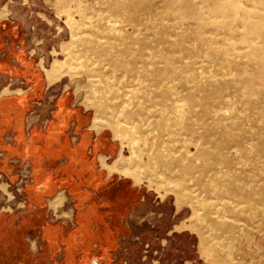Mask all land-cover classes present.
I'll use <instances>...</instances> for the list:
<instances>
[{
  "label": "rangeland",
  "instance_id": "obj_1",
  "mask_svg": "<svg viewBox=\"0 0 264 264\" xmlns=\"http://www.w3.org/2000/svg\"><path fill=\"white\" fill-rule=\"evenodd\" d=\"M130 1L117 0L121 4ZM161 2H172L177 16L189 18L188 24H177L179 36L173 40L187 38L177 49L160 42L162 31L152 26L162 20L144 8ZM109 3L0 0V23L12 21L23 26L28 56L43 71L54 64L71 70L72 76L60 80L74 102L89 110L98 122L115 125L117 135L102 129L119 148L107 163L118 156L131 158L129 143L137 139L145 148L146 160L149 156L153 161L165 158L172 167L150 166L153 186L150 188L146 179L138 185L144 196L132 224H137L138 231L156 229L154 238L143 247L144 263L140 264H264V129L259 127L263 123H258L257 114L264 108V88L255 83L254 70L247 69L252 62L248 54L264 48V42L256 38L243 46L232 38L229 44L236 55H231L226 45L214 40L211 25L228 20L212 12L210 0H135V5L117 18L109 15ZM220 4L225 11L230 7L227 1ZM236 5L240 10L237 20L264 26V0H237ZM100 19L120 21V41L112 45L114 38L103 37L107 33L100 27ZM201 19L207 23L200 24ZM141 22L151 24L150 29L139 27ZM234 26L237 34L247 32L245 27ZM97 40L100 46H114L115 54H96L92 47ZM214 51L229 56L220 59ZM162 52L176 62L175 71L167 77L160 74L169 67L168 61L159 57ZM148 63H154L148 71L152 77L138 73ZM186 65L191 77H185ZM22 84L21 80L7 81L0 89V98L22 93ZM224 109L229 116L222 114ZM251 139L254 141L247 143ZM256 148L260 150L252 151ZM167 151L174 154L166 158ZM203 151L212 158L213 166L194 173L186 171L185 162L200 167ZM136 164L131 159V166ZM161 180L164 183L159 184ZM2 183L6 184L0 186V212L28 211L25 180L14 186L2 178ZM176 193L182 199L181 208L176 204ZM64 216L70 218L71 213ZM134 242H140L139 237H134ZM135 248L139 253L140 248Z\"/></svg>",
  "mask_w": 264,
  "mask_h": 264
},
{
  "label": "crops",
  "instance_id": "obj_2",
  "mask_svg": "<svg viewBox=\"0 0 264 264\" xmlns=\"http://www.w3.org/2000/svg\"><path fill=\"white\" fill-rule=\"evenodd\" d=\"M25 42L23 26L0 23V89L11 80L24 85L0 98V186L2 178L14 186L25 180L29 204L26 212H0V264L144 263L156 229L132 224L142 188L101 165L118 145L92 128L94 116L61 80L47 81ZM60 192L65 200L55 213L50 201Z\"/></svg>",
  "mask_w": 264,
  "mask_h": 264
},
{
  "label": "bare ground",
  "instance_id": "obj_3",
  "mask_svg": "<svg viewBox=\"0 0 264 264\" xmlns=\"http://www.w3.org/2000/svg\"><path fill=\"white\" fill-rule=\"evenodd\" d=\"M107 1L110 2L109 5H108V13H109V15L111 17H116V18L119 17L120 15L121 16L124 15L123 14L124 10L130 8V6L135 5V3H134L135 0H131L129 4H121L120 2H117V0H107ZM149 1H151V0H149ZM219 1L221 2L222 0H210V9L212 10V12L227 18L228 22L226 24H223V25L222 24L218 25L216 23L211 25L212 26L211 29L214 30L213 32H215L214 33V40L218 41L220 43V45H226V50H228L231 53V55H236L233 52V50H231V46L229 44V41L232 38H234L235 40H238L239 43L242 44L243 46H249L250 42H251L250 40H255L256 38H260L264 42V26L260 27L258 25H255V23H253V22L245 23L244 20L240 21V20L236 19L235 15H238V12H240V10H238V7L236 5L237 0H223V1H227V2L230 3L229 9L226 10V11L223 9V7H222V5L220 4ZM172 6H173L172 2H168V5H165L163 2H161V5L159 3H156L155 5L152 4V3L149 4V5L146 4L144 6V8H145L146 11H148V14H150V13L154 14L155 13L156 16L159 17L162 20V22L159 25L157 24V26H152V27H157V28L161 29V31H162L161 32V36L162 37L160 39V42L163 43V44L172 46V47L177 49L180 46H182L184 44V42L187 40V38L184 39V37H182L180 39V41H174L173 40L172 37L179 36L178 35L179 34L178 29L179 28L177 27V24L181 23V22L188 24L189 18L188 17H184V16H177L176 14L178 13V11L175 10L174 8H172ZM244 18H247V16L244 17ZM199 23L203 25L204 23H207V22L205 20L203 21V19H201V20H199ZM140 24L141 25L140 26L138 25V26L139 27H143L144 29H150V27H151V24H148V23H142L141 22ZM234 24H236V26L240 25V27H245L247 32L243 33V34H237ZM99 25H100V27H102L104 29L105 33H107L103 37H110V38H114L115 39L112 42V45L115 44V41H117V40L120 41L121 40L120 36H121V33H122V31H121V27L122 26H121V23H120V21L118 19H116V20L108 19L106 21H102V19H100L99 20ZM221 25L224 27L223 30H221V28H220ZM202 34L203 33L198 34L197 38L200 39V35H202ZM117 38H119V39H117ZM96 43H97L96 46L92 47L93 51L96 54H98V55L99 54L111 55L112 53L115 54L114 51L112 50V49H115L114 46H112V47H110V46H107V47L106 46H100L99 45L100 42L98 40L96 41ZM263 46H264V43H263ZM122 51H129V54L131 53V51L128 48L127 49L123 48ZM207 54H208L207 58L209 59L210 58L209 52ZM134 55L135 54H132V53L130 54V56H133V57H134ZM214 55L217 58H220V59H223L224 57L228 58V56H229L228 53H222V52H219V51H214ZM248 55L250 57L252 56V62H251V64H249L250 67L247 68V69L254 70V73H255L254 74V76H255V80L254 81H255V83L259 84V85H262L263 88H264V76H263L264 75V71H263L264 70V48L261 47V48L252 49L250 51V54H248ZM248 55H246V56L243 55L242 57L245 58ZM111 57H113V56H111ZM159 57L162 58L163 60L168 61V64H169V67L167 69L163 70V71H160V74H162L164 77H167L168 75H172V73L175 71L174 66L176 64V62L171 61L172 56L167 54V53H163L162 52V53L159 54ZM112 59H114V57ZM247 60H249V59H245L244 61H247ZM145 66L146 67L144 68V70H141L138 73L142 74L144 76H147V77H152L151 76L152 73L150 74V72H148V71H149L150 68L151 69L153 68L154 63H148ZM185 71H186L185 72V77H191V74H190L191 69H190V67H188L186 65L185 66ZM44 73H45L47 81L50 84L59 81L60 79H62L65 76H72L74 74L71 70L63 69L61 66L56 65V64L52 65L50 68H46L44 70ZM154 73L156 74L157 71L154 72ZM151 101L152 100H150V102ZM178 107H180V106H178ZM227 112H228V109L227 110L224 109L222 114H227L228 115ZM257 114H258V121H259L258 123H260V122H261V124L263 123L262 124L263 126H259V127L261 129H264V108L262 109L261 112L259 111ZM150 127H152V124H151ZM92 128L96 129L97 131H101L103 128H108V129H110V130H112L114 132V135H115V133L117 135V132H118L117 128L115 127V125H113L111 123L105 124L103 122H98L96 119H94V123H93ZM148 128H149V126H148ZM135 129L133 128L132 130H135ZM151 132H155V131H151ZM130 133H132V131ZM133 133H134V131H133ZM150 134H148V135H150ZM152 136H153V133H152ZM262 140H264V139H261V141ZM139 141L140 140H137V139H131V141L129 143V146L132 149V154H131L132 157L131 158L123 159L121 156H118L112 163H107V161H106L107 158L102 156L100 158L101 165L104 168H106V170L109 173H113V172H118L119 171V172H121V173H123L125 175H128V176L132 177L134 179V183L137 184V185H140L142 183V181L144 179H146V180H148L147 184L151 188L153 186L152 185L153 183L150 180V178L152 177V175L150 173L151 172V167L150 166H154V167H156V166H166V167H169V168L171 166H170V164L167 162V160L165 158H157V159H155L153 161L152 160L153 158L148 155L149 157L146 160L144 158V152H145L144 149L145 148H143L140 145ZM253 141L254 140L251 139L247 143L250 144ZM162 144H163V142H162ZM136 146L138 147L137 150H139V152L135 150V148H137ZM256 149H254L252 151L255 152V151H259L260 150V148H256ZM143 150H144V152H143ZM164 153H165V157L168 158V157H170L171 155L174 154V151H172V152H168L167 151V152H164ZM203 155H204V158L201 159L200 167H198V168H196L197 166L195 167L193 165V162H192V164L185 162L184 164L186 166L184 165L183 167L186 169V171H188L190 173H194L196 171H201L203 169H210L213 166L214 161L212 160L211 157H209V155H208V153L206 151H203ZM131 159H133V160H135L137 162L136 166H131ZM225 161H228V160H223V162H225ZM225 163H227V162H225ZM171 164H173V163H171ZM160 183L161 184L164 183V180H161V182H159V184ZM167 190L175 191L173 188H167ZM161 193H162V191H161ZM64 200H65V195H64L63 192H60L54 199H52L50 201V208L53 210V212L58 213L57 210L63 204ZM176 204H177L178 208H181L182 199H181L179 193H176ZM195 211H196V209H195ZM65 218H68V217H65ZM212 241H214V240H212Z\"/></svg>",
  "mask_w": 264,
  "mask_h": 264
},
{
  "label": "flooded vegetation",
  "instance_id": "obj_4",
  "mask_svg": "<svg viewBox=\"0 0 264 264\" xmlns=\"http://www.w3.org/2000/svg\"><path fill=\"white\" fill-rule=\"evenodd\" d=\"M23 85V84H22ZM23 88H24V85H23Z\"/></svg>",
  "mask_w": 264,
  "mask_h": 264
}]
</instances>
